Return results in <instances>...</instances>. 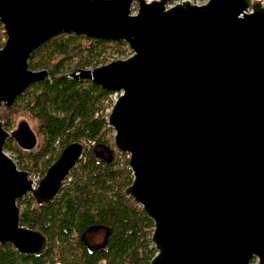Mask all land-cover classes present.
Masks as SVG:
<instances>
[{
	"label": "water",
	"instance_id": "obj_1",
	"mask_svg": "<svg viewBox=\"0 0 264 264\" xmlns=\"http://www.w3.org/2000/svg\"><path fill=\"white\" fill-rule=\"evenodd\" d=\"M166 1L0 0V104L48 76L27 60L49 37L123 41L127 57L66 76L119 91L107 123L131 170L123 191L152 221L149 264H264V8ZM21 134L0 120V243L40 255L46 236L19 224L16 199L51 200L83 146L66 144L32 186L3 149Z\"/></svg>",
	"mask_w": 264,
	"mask_h": 264
},
{
	"label": "trees",
	"instance_id": "obj_2",
	"mask_svg": "<svg viewBox=\"0 0 264 264\" xmlns=\"http://www.w3.org/2000/svg\"><path fill=\"white\" fill-rule=\"evenodd\" d=\"M124 45L59 32L39 44L27 60L29 69L44 68L48 76L32 81L11 104H0L3 127L20 125L22 133L8 137L3 149L29 175L40 178L66 144L76 141L83 146L67 184L51 200L36 203L28 193L16 199L19 224L46 236L45 251L19 254L10 244L0 243V264H149L155 252L152 221L124 193L132 178L127 156L107 135L111 127L103 113L104 100L112 91L66 76L74 68L96 66L108 46L124 52ZM99 233L100 240L94 241Z\"/></svg>",
	"mask_w": 264,
	"mask_h": 264
},
{
	"label": "rangeland",
	"instance_id": "obj_3",
	"mask_svg": "<svg viewBox=\"0 0 264 264\" xmlns=\"http://www.w3.org/2000/svg\"><path fill=\"white\" fill-rule=\"evenodd\" d=\"M132 5H133V7L135 8V3H132ZM124 47H125V51L124 52H118V51H116L112 46H108L107 48H106V50L98 57V60L99 61H97L96 62V65H99V64H103V63H106V62H108V61H110V60H113V59H116V58H125V57H127L128 55H130V53H131V50H130V48L125 44L124 45ZM95 63V62H94ZM94 63H92V64H94ZM90 66H92V65H90ZM118 93H119V91H112V92H110L109 93V95H108V97L104 100V104H105V107H104V109H103V113L105 114V116L107 117V114H108V112H109V110H110V106H111V104H112V102L114 101V99L117 97V95H118ZM28 122V124H30L31 125V123H30V121H27ZM109 125V124H108ZM107 135H109L111 138H112V135H113V129L111 128V130H109L108 131V133H107ZM90 143H92V142H90ZM116 149V148H115ZM117 150V149H116ZM5 151V150H4ZM117 151H119V150H117ZM9 156H11L12 157V153H10V152H8V151H5ZM120 152V151H119ZM82 153H83V150H82ZM81 153V154H82ZM120 153H122V152H120ZM124 153V152H123ZM126 154V153H125ZM82 158V155L80 156V158L79 159H81ZM78 159V160H79ZM78 163V161L76 162V164ZM75 164V165H76ZM75 165L73 166V167H75ZM72 167V168H73ZM71 168V169H72ZM71 169L69 170V172L67 173V175L63 178V180L61 181V185H60V188L61 187H63V186H65L66 184H67V182H68V180H69V178H70V175H69V173H70V171H71ZM29 175V174H28ZM31 175H37V177H38V174L37 173H33V174H31ZM39 179V178H38ZM95 239H96V241H98V240H100V238H101V233H99L98 235H96L95 237H94Z\"/></svg>",
	"mask_w": 264,
	"mask_h": 264
},
{
	"label": "built area",
	"instance_id": "obj_4",
	"mask_svg": "<svg viewBox=\"0 0 264 264\" xmlns=\"http://www.w3.org/2000/svg\"><path fill=\"white\" fill-rule=\"evenodd\" d=\"M145 1L149 2L152 0H145ZM207 1L208 0H167L165 2L164 6H165V8H168V7H171L175 4L182 3V2H188V3L193 4V5H202V4H205ZM257 1L264 8V0H257ZM131 13H135V8L133 7V5L131 6ZM5 40H6V34H5V31H4L2 24L0 23V47L3 45ZM28 176L31 178L32 186H35L37 181H38L37 175H28Z\"/></svg>",
	"mask_w": 264,
	"mask_h": 264
},
{
	"label": "flooded vegetation",
	"instance_id": "obj_5",
	"mask_svg": "<svg viewBox=\"0 0 264 264\" xmlns=\"http://www.w3.org/2000/svg\"><path fill=\"white\" fill-rule=\"evenodd\" d=\"M95 236H96V235H95ZM95 236H94V237H95ZM94 241H96V239H95V238H94Z\"/></svg>",
	"mask_w": 264,
	"mask_h": 264
}]
</instances>
